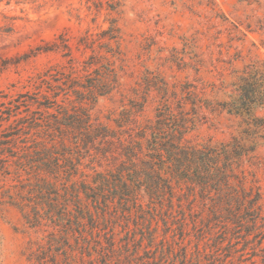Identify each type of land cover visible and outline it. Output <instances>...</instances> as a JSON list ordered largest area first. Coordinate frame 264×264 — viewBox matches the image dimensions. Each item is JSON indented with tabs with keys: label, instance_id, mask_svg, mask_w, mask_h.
<instances>
[{
	"label": "trees",
	"instance_id": "obj_1",
	"mask_svg": "<svg viewBox=\"0 0 264 264\" xmlns=\"http://www.w3.org/2000/svg\"><path fill=\"white\" fill-rule=\"evenodd\" d=\"M105 32L116 39L119 28L112 24ZM87 39L81 45L91 48ZM64 47L69 56V46ZM68 68L59 72L57 84L43 79L49 89L75 96L71 109L61 105L63 110L49 114L45 124L61 152L52 145L33 155L30 145H21L27 141L22 133L28 118L16 117L20 103L0 108V205L17 208L28 227L48 231L34 243L30 260L87 264L89 256V264H164L168 254L169 264H229L232 240L243 237L256 240L250 264H264L262 193L247 187V175L237 172L264 139V116L257 115L264 110V60L248 64L221 101L200 95L191 83L180 89L163 83L153 119L139 122L132 109L124 110L115 128L93 120L87 106L118 88L114 62L91 55L79 63L71 58ZM57 96L58 91L54 103ZM214 105L240 118V133L230 142L192 144L187 134L202 109ZM83 149L102 170L97 165L88 166L90 174L82 169L73 152ZM190 227L201 235L215 233L217 238L206 243L210 251L199 243L195 250L184 244ZM169 236L180 248H171Z\"/></svg>",
	"mask_w": 264,
	"mask_h": 264
},
{
	"label": "rangeland",
	"instance_id": "obj_2",
	"mask_svg": "<svg viewBox=\"0 0 264 264\" xmlns=\"http://www.w3.org/2000/svg\"><path fill=\"white\" fill-rule=\"evenodd\" d=\"M112 24L119 28L116 39L105 32ZM0 28V108L5 109L9 101L20 103L16 117L28 118L23 124L27 133H22L27 141L21 145L38 152L52 145L62 150L45 124L49 114L63 110L61 105L71 109L75 96L65 89H49L43 79L57 84L55 78L68 71L71 58L79 63L91 55H103L114 62L118 88L93 106L87 104L93 120L113 128L124 110L132 109L139 122L153 119L160 101L157 88L163 83L178 89L191 83L200 95L221 101L248 64L264 60V0H0ZM84 37L91 48L81 45ZM66 44L69 56L64 55ZM202 110L196 127L186 136L192 144L230 142L240 133L239 117L216 105ZM257 115L264 116V110H257ZM35 121L36 126L29 128ZM66 143L71 145L70 140ZM259 143L237 172L247 175V187L262 193L264 209V139ZM73 153L81 158L82 169L92 173L88 166L97 165L94 158L84 149ZM47 233L28 227L12 205H0V264H34L30 260L34 243L43 241ZM199 233L191 228L184 244L195 250L199 243L210 251L206 243L217 238L215 233ZM169 239L172 249L180 248ZM176 240L180 241L178 236ZM232 242L229 264H238L240 258L250 264L256 240L250 243L241 237ZM227 244L228 239L223 246ZM166 257L164 264L172 262L171 255ZM90 259L87 256V264Z\"/></svg>",
	"mask_w": 264,
	"mask_h": 264
}]
</instances>
